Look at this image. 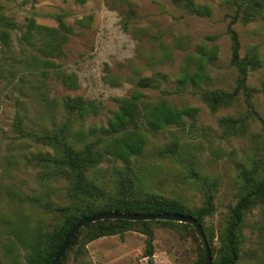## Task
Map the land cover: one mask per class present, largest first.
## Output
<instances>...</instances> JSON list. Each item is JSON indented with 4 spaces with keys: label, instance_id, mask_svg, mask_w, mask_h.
I'll return each mask as SVG.
<instances>
[{
    "label": "rangeland",
    "instance_id": "374dc122",
    "mask_svg": "<svg viewBox=\"0 0 264 264\" xmlns=\"http://www.w3.org/2000/svg\"><path fill=\"white\" fill-rule=\"evenodd\" d=\"M0 0L3 12L13 19L9 51H0V264H27L28 246L20 242L16 232L23 225L37 230L55 231L62 224L58 212L44 208L46 201L55 207L69 203L64 182H45L39 177V168L28 163L30 153L36 145L24 143L15 131L17 115L23 116L27 128L39 130L44 122L45 108L39 103L36 84H42L40 76L26 83L20 60L23 56L21 37L28 30L31 19L36 24L58 27V14L64 15L66 23L74 32L64 46L65 55L55 58L60 69L78 77V88L70 89L59 81L52 70L47 86L52 97L59 100L67 96H82L95 99L103 105L99 116L84 122L85 129L107 124V119L118 108L117 99L139 89L136 82L143 77L161 71L168 75L160 89L145 90L152 101L162 98L178 107L194 106L200 109L198 128L195 134L173 126L149 134L142 156L134 160L132 168L142 175L147 190L167 197L177 198L192 211L201 207L205 200L207 182L216 183V211L204 218V226L216 234L218 243L230 209L236 205L242 183V169L248 167L250 159H264V124L250 119L244 126L246 132L236 136L226 134L220 125L222 118L246 115L249 112L244 96L238 102L214 112L201 97L203 89L232 91L236 84V70L231 66L232 50L228 25L231 20L230 0H196L211 8L209 16L190 13L176 0H129L134 3L138 19L125 30L121 13L127 6L121 0ZM92 15L90 26L83 27L77 20ZM1 27V26H0ZM233 28L239 33L243 56L256 48L262 65L249 73V86L257 88L253 104L264 118V12L252 21H238ZM163 44V46L159 45ZM209 54L212 49L217 58L208 64L209 79L201 86L182 84L179 76L183 69L192 71L197 67V57L202 49ZM170 50L169 58L161 56ZM29 50H34L29 46ZM142 53V54H141ZM191 62V63H190ZM25 93L20 88L25 86ZM37 94L38 97H35ZM44 112V113H43ZM64 115L59 109L56 121L62 122ZM50 124V121L47 122ZM180 139V150L175 157L162 153L174 139ZM119 165H123L119 163ZM114 163L105 162L101 167L108 189L116 185L118 175ZM264 169V164L261 165ZM261 219L259 210L248 215L243 248L256 250L254 264H264V245L258 244L259 230L252 228L253 222ZM154 231L152 264H197L200 238L187 226L175 227L160 223L152 225ZM195 229V228H194ZM148 235L139 229H130L121 235L100 237L89 242L87 251L77 255L70 252L67 264H150Z\"/></svg>",
    "mask_w": 264,
    "mask_h": 264
},
{
    "label": "trees",
    "instance_id": "16d2710c",
    "mask_svg": "<svg viewBox=\"0 0 264 264\" xmlns=\"http://www.w3.org/2000/svg\"><path fill=\"white\" fill-rule=\"evenodd\" d=\"M77 3H85L86 0H75ZM120 6H127V10L121 13L122 24L125 30H130L132 22L138 19L135 4L129 0H121ZM190 13L209 16L211 8L201 5L196 0H176ZM231 20L228 25V34L231 38L232 59L231 66L236 70V84L232 91L222 89H203L201 97L216 112L222 107H228L238 102L240 96L245 97L249 112L246 115L228 116L221 120V127L226 134L236 136L243 135L244 126L252 118L261 120L264 118L255 109L253 99L259 91L249 86L248 78L252 70L262 65L259 51L252 48L248 54L242 55V45L239 33L233 28L238 21L248 23L258 14L264 12V0H230ZM0 4V51H9L12 41V30L16 28L13 19L7 17ZM58 27H49L36 24L30 20L28 30L21 37L23 58L19 63L28 73L22 76L29 82L30 78L40 76L42 84H36L39 103L45 108L44 116L50 118L39 124L40 129L27 128L23 116L17 115L14 121L15 131L24 139L28 146L35 144L36 149L30 153L28 163L39 168V177L45 182H64L66 184L69 203L55 207L51 201H46L44 208L52 212H58L62 217V224L52 233L37 230L31 225H23L17 229L16 234L20 242L28 246L27 264H52L57 251L64 242L65 235L81 219L102 212L158 214L175 213L185 216H194L204 227L208 237V244L212 254V264H240L243 259H252L256 250H245L243 244L245 228L249 225L248 215L254 210H259L261 219L253 222L252 228L259 230L258 244L264 245V159H250L248 167H244L239 196L235 206L230 209L224 231L215 243L216 234L209 232L204 226V218L212 216L216 211L215 187L216 183H208L205 190V200L201 207L192 211L184 202L177 198L167 197L160 193L147 190L142 183V175L132 168L134 160L143 155L146 149L149 134L166 130L177 126L186 130L188 134H195L199 122L200 109L194 106L178 107L167 99L157 101L150 100L145 90L160 89L163 82L168 80V75L158 71L152 76L140 78L136 85L139 89L130 95L117 99L118 108L107 119V124L89 130L85 129L84 122L92 116H99L103 105L95 99H85L82 96H67L60 100L49 93L47 79L53 70L55 77L70 89L78 88V77L60 69L55 58L65 55L64 46L74 30L64 20V15L58 14ZM93 21V16L88 15L78 19L83 27H88ZM24 44V43H23ZM32 46L34 50H29ZM163 46L160 43L159 47ZM170 50L160 59L165 60L170 56ZM142 54V53H141ZM217 58V52L212 49L209 54L202 49L195 70L185 68L182 70L179 80L182 84L192 83L201 86L203 81L209 79L206 71L208 64ZM191 63V62H190ZM0 73L2 68L0 66ZM27 84V83H26ZM25 86L20 90L25 93ZM264 87V81H263ZM59 109L64 115L62 122L56 121ZM50 121V124L47 122ZM187 131V130H186ZM180 139H174L165 146L162 153L175 157L180 150ZM111 161L114 163V171L118 175L116 185L108 189L101 172L102 165ZM122 163L123 165H119ZM155 223L170 226H187L194 232L191 224L150 220H99L87 224L80 229L72 239L61 264H67L68 254L77 249V255L81 256L87 251L89 242L100 237L121 235L130 229H139L148 235V256L154 255L153 240ZM200 248L197 264H204V250ZM248 255V256H245ZM150 264L152 261L150 260ZM245 264H254L248 260Z\"/></svg>",
    "mask_w": 264,
    "mask_h": 264
},
{
    "label": "water",
    "instance_id": "95a60500",
    "mask_svg": "<svg viewBox=\"0 0 264 264\" xmlns=\"http://www.w3.org/2000/svg\"><path fill=\"white\" fill-rule=\"evenodd\" d=\"M127 220V221H149L150 220H163V221H173V222H180V223H188L191 224L199 238L200 242L202 244V248L204 250V264H212V254L211 249L208 244V237L204 230L203 225L201 222L195 218L194 216H185L175 213H158V214H140V213H119V212H102L98 214H94L91 216L84 217L80 221H78L68 232L67 235H65V239L61 247L56 253V256L52 262V264H61L63 257L72 241L76 233L82 229L87 224L94 223L99 220ZM152 263L154 262V257H151Z\"/></svg>",
    "mask_w": 264,
    "mask_h": 264
}]
</instances>
